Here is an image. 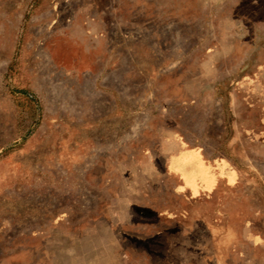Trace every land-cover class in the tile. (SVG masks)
<instances>
[{
    "label": "rangeland",
    "instance_id": "374dc122",
    "mask_svg": "<svg viewBox=\"0 0 264 264\" xmlns=\"http://www.w3.org/2000/svg\"><path fill=\"white\" fill-rule=\"evenodd\" d=\"M0 264H264V0H0Z\"/></svg>",
    "mask_w": 264,
    "mask_h": 264
},
{
    "label": "crops",
    "instance_id": "0c3cea01",
    "mask_svg": "<svg viewBox=\"0 0 264 264\" xmlns=\"http://www.w3.org/2000/svg\"><path fill=\"white\" fill-rule=\"evenodd\" d=\"M168 170L177 176L180 190L193 200L201 194L211 193L220 181L232 186L239 181V170L224 158L216 166L204 156L201 147H182L176 144L167 151Z\"/></svg>",
    "mask_w": 264,
    "mask_h": 264
},
{
    "label": "trees",
    "instance_id": "16d2710c",
    "mask_svg": "<svg viewBox=\"0 0 264 264\" xmlns=\"http://www.w3.org/2000/svg\"><path fill=\"white\" fill-rule=\"evenodd\" d=\"M20 92L25 93V91H23V90H20Z\"/></svg>",
    "mask_w": 264,
    "mask_h": 264
}]
</instances>
